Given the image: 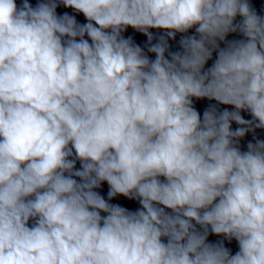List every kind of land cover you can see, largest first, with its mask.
<instances>
[{"label":"clouds","instance_id":"9594fccd","mask_svg":"<svg viewBox=\"0 0 264 264\" xmlns=\"http://www.w3.org/2000/svg\"><path fill=\"white\" fill-rule=\"evenodd\" d=\"M0 264H264V14L0 0Z\"/></svg>","mask_w":264,"mask_h":264}]
</instances>
